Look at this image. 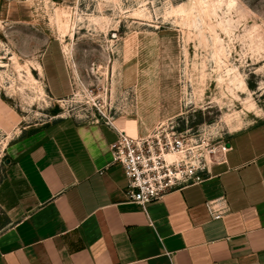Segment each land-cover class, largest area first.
<instances>
[{
	"label": "rangeland",
	"instance_id": "obj_1",
	"mask_svg": "<svg viewBox=\"0 0 264 264\" xmlns=\"http://www.w3.org/2000/svg\"><path fill=\"white\" fill-rule=\"evenodd\" d=\"M21 1L0 5V177L8 142L61 117L132 135L174 119L222 144L264 116V0ZM49 39L68 64L63 97L36 68Z\"/></svg>",
	"mask_w": 264,
	"mask_h": 264
},
{
	"label": "crops",
	"instance_id": "obj_2",
	"mask_svg": "<svg viewBox=\"0 0 264 264\" xmlns=\"http://www.w3.org/2000/svg\"><path fill=\"white\" fill-rule=\"evenodd\" d=\"M0 5L18 11L22 1ZM39 62L48 91L66 95L58 41ZM115 138L105 120L61 117L8 142L0 264H264V116L228 136L202 180L144 207L127 198L124 170L111 161Z\"/></svg>",
	"mask_w": 264,
	"mask_h": 264
},
{
	"label": "built area",
	"instance_id": "obj_3",
	"mask_svg": "<svg viewBox=\"0 0 264 264\" xmlns=\"http://www.w3.org/2000/svg\"><path fill=\"white\" fill-rule=\"evenodd\" d=\"M108 123L116 131L110 143L111 161L124 170L127 198L143 207L168 191L202 180L210 165L221 161L229 147L227 139L216 144L203 131L178 129L174 119L159 122L142 135H132ZM220 214L217 211L213 215Z\"/></svg>",
	"mask_w": 264,
	"mask_h": 264
},
{
	"label": "bare ground",
	"instance_id": "obj_4",
	"mask_svg": "<svg viewBox=\"0 0 264 264\" xmlns=\"http://www.w3.org/2000/svg\"><path fill=\"white\" fill-rule=\"evenodd\" d=\"M59 7V6H58ZM59 11V10H58ZM68 11V10H67ZM62 17V16H61ZM67 20V19H66ZM69 20V19H68ZM67 20V21H68ZM58 21H60V20H58ZM67 21H66V23H67ZM65 22V21H64ZM63 24V23H62ZM60 26L62 27V25L60 24ZM64 27H66V26H64ZM65 29V28H64ZM67 29V28H66ZM64 32H66L65 30H64ZM37 67H40L39 65L37 66ZM28 73L29 74H32L31 73V71L30 70H28ZM235 76V75H234ZM237 77H239L238 75H237ZM232 79V78H231ZM237 80V79H236ZM244 84V81L243 80H241V79H238V85H243Z\"/></svg>",
	"mask_w": 264,
	"mask_h": 264
}]
</instances>
